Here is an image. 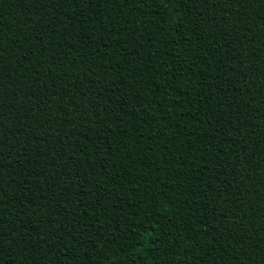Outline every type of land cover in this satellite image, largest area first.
<instances>
[{
  "label": "trees",
  "instance_id": "obj_1",
  "mask_svg": "<svg viewBox=\"0 0 264 264\" xmlns=\"http://www.w3.org/2000/svg\"><path fill=\"white\" fill-rule=\"evenodd\" d=\"M0 264H264V0H0Z\"/></svg>",
  "mask_w": 264,
  "mask_h": 264
}]
</instances>
